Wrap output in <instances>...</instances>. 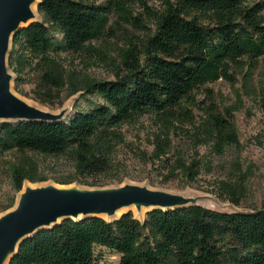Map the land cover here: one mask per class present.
<instances>
[{"label":"trees","instance_id":"1","mask_svg":"<svg viewBox=\"0 0 264 264\" xmlns=\"http://www.w3.org/2000/svg\"><path fill=\"white\" fill-rule=\"evenodd\" d=\"M127 1L40 0L41 19L21 27L11 40L8 65L17 72L15 88L22 79L16 62L29 60L32 67H40L37 91L45 97L62 89L66 75L55 55L91 49V40L104 33L111 8H123ZM261 57L264 0L251 5L245 0H163L155 29L142 48L132 44L125 53V72L118 71L113 79H93L81 88L82 95L96 94L102 102L54 121H1L0 155L13 149L67 153L81 174H101L123 140L118 130L122 123L153 112L165 134L174 121L198 129L184 101L207 82L221 77L233 81V65L244 58L253 65ZM258 101L264 115V90ZM217 106L214 100L206 106L209 123L207 128L206 121L201 125L197 142L200 133L225 130L233 135L230 142H237L235 124L226 116L231 112L224 114ZM166 145L157 142L155 155L165 154ZM193 166L197 168L196 161L179 162L170 172ZM30 173L24 167L12 171L15 190ZM97 245L117 252L118 264H264V208L222 211L193 204L153 208L143 220L130 210L112 220L64 218L22 239L8 264H94Z\"/></svg>","mask_w":264,"mask_h":264},{"label":"rangeland","instance_id":"2","mask_svg":"<svg viewBox=\"0 0 264 264\" xmlns=\"http://www.w3.org/2000/svg\"><path fill=\"white\" fill-rule=\"evenodd\" d=\"M96 3L106 0H91ZM175 1V0H172ZM261 0H245L253 4ZM35 0L34 13L41 19ZM163 0H128L123 8L113 7L102 36L91 40L93 47L80 52L61 50L56 54L60 70L66 75L65 86L50 96L36 90L40 67L31 61H17L21 82L16 85L17 72L8 65L12 75L11 90L27 104L54 113L63 111L62 118L76 109L87 110L102 102L96 95H82V87L93 79H113L118 71L125 72V53L135 45L142 48L147 34L155 29L156 15ZM55 36L60 35L54 33ZM35 62L38 63V61ZM234 80L223 77L196 88L184 104L195 117L192 123L174 121L165 134L158 116L143 112L136 119L118 128L123 140L117 144L107 168L98 175L81 174L74 159L67 153L46 155L33 151L9 150L0 155V216L12 210L27 187L40 188L78 186L85 189L118 188L137 185L150 190L196 198L197 203L222 211H254L264 208V115L259 106V93L264 90V57L249 64L246 58L233 65ZM120 73V74H122ZM45 99V100H44ZM214 100L218 110L235 124L237 142H230L229 130L222 133H196L209 115L206 106ZM209 119L204 123L208 127ZM196 136V137H195ZM229 140V142L227 141ZM165 142L166 152L156 156V144ZM197 168H177L179 162ZM30 170V178L15 190L12 171ZM70 180V181H67ZM235 197L238 202L232 200ZM13 200L11 206L8 205ZM129 210V209H128ZM125 210V211H128ZM135 216V210H130ZM146 212L135 216L143 220ZM94 264H118L119 254L104 246H95Z\"/></svg>","mask_w":264,"mask_h":264},{"label":"water","instance_id":"3","mask_svg":"<svg viewBox=\"0 0 264 264\" xmlns=\"http://www.w3.org/2000/svg\"><path fill=\"white\" fill-rule=\"evenodd\" d=\"M31 1L33 0H0V122L54 121L63 116V111L54 113L31 106L11 90L12 75L8 71L6 55L15 32L30 22L39 20L29 6ZM39 2L40 0L37 6ZM132 204L137 208L142 205L150 206L145 211L147 212L153 208L186 207L199 203L193 197L173 195L137 185L93 189L76 185L27 187L21 193L16 206L0 216V264H8L22 239L42 228L51 227L64 218L76 220L87 216H100L102 213L111 216L116 209Z\"/></svg>","mask_w":264,"mask_h":264},{"label":"bare ground","instance_id":"4","mask_svg":"<svg viewBox=\"0 0 264 264\" xmlns=\"http://www.w3.org/2000/svg\"><path fill=\"white\" fill-rule=\"evenodd\" d=\"M34 2H35V0L31 1L30 5H29L33 11L35 8ZM149 208H150V206H143V205L140 208H137L134 204H132V205L123 206V207L116 209L115 213L111 216H109L105 213L100 214V216H102L103 218H106V219H109V218L111 219L113 217L119 216L122 212H124L125 210H128V209L129 210H135V216H139V215L141 216ZM79 216H81V215H79Z\"/></svg>","mask_w":264,"mask_h":264}]
</instances>
